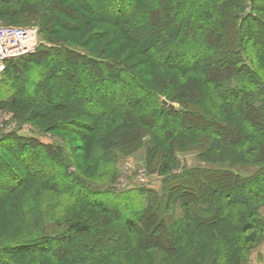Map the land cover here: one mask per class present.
Returning a JSON list of instances; mask_svg holds the SVG:
<instances>
[{"label": "trees", "instance_id": "16d2710c", "mask_svg": "<svg viewBox=\"0 0 264 264\" xmlns=\"http://www.w3.org/2000/svg\"><path fill=\"white\" fill-rule=\"evenodd\" d=\"M126 1L0 0V22L40 40L6 61L0 116L44 119L53 135L0 133V264H246L264 239V35L251 26L264 29V3ZM197 13L229 40L195 27ZM69 30L83 37L63 40ZM198 40L208 55L186 62ZM122 41L127 55L104 54ZM142 148L139 175L161 176V191L122 189L120 166ZM188 151L199 165L182 167ZM230 154L257 168L244 175Z\"/></svg>", "mask_w": 264, "mask_h": 264}, {"label": "rangeland", "instance_id": "374dc122", "mask_svg": "<svg viewBox=\"0 0 264 264\" xmlns=\"http://www.w3.org/2000/svg\"><path fill=\"white\" fill-rule=\"evenodd\" d=\"M126 2L128 4H130V1H128V0ZM263 3H264V0H258V2H257V4H263ZM128 4H126V6H128ZM200 11H202V10H200ZM200 11H198V12H200ZM201 20L202 19H201L200 15L197 13V16L195 17V20H194L195 27L197 25H199V26H202V28H204L205 30L212 29L213 33L215 31L220 30L221 35L218 36V39L220 41L224 40V42H225V40H229V38H230V30L224 31L223 29H221L222 28V27H220V24L222 23L221 21H217V20H209L208 21V19H207V21L206 20H202L201 21ZM0 26H9V25H5V24H2V22H0ZM100 26L103 28L104 26L107 27L108 24L107 23H105V24L102 23V25H100ZM251 26H252V29H253L254 32L257 33V31H259L260 34L264 35V29H261L260 27H258V26H261L260 24H257L256 22H252ZM110 31H112V29ZM60 34H61L60 37L63 38V40L71 41V42H74V43L79 42L80 38L83 37L81 34L74 33L71 30L63 31ZM111 34H112V32L109 33V35H111ZM198 35L199 34H195L193 36L197 37ZM55 38H56V36H55ZM104 38H102V40ZM199 40L196 43H192L191 42L192 44H191L190 48H188V50L186 52V55H185L186 62H189V63L191 62L192 63L194 61V59H195L194 58L195 53L198 55V57H201L202 59H205V56L208 55L207 46H205V47L202 46L201 43H199ZM241 44L243 45V40L241 41ZM212 45H214V44L212 43ZM212 45H210V46L212 47ZM90 47L95 52L100 53L99 52L100 51V44L99 43H96L95 45H91ZM129 47H130V43L128 41H124V42L122 41L119 44V46H116L110 52L105 51L104 54H106L107 56L110 55L112 57H114V56L123 57V56L128 54ZM215 49L217 50L216 52L218 53V48H216V46H215ZM227 49H228V47H226V49L224 47V49L222 51H219V53H222V52H224ZM225 55L229 56V53L228 54L225 53ZM62 56L64 57V55H62ZM139 58H140V56L135 55V56L131 57L130 62H132L133 60H138ZM5 63L3 64V69L0 70V95L2 97H7L9 92H10V91H6L5 90L4 85L2 87L3 80L6 78V74H5L6 65H5ZM41 67L42 66H40L39 68H41ZM137 68L138 69H142L144 67H143L142 64H140V65H138ZM103 72H105V71H101V74ZM38 74L39 73H37V70L34 69L33 73H32V78L34 79L35 76L37 78ZM77 74L79 75V76H77V78L78 77L81 78L80 73L77 72ZM213 75H217L216 79L220 78L217 73L213 74L211 71H210V74H209L208 78L213 79ZM72 76H74V75H72ZM85 80H89V79L85 78ZM84 83H87V82H84ZM32 87H33V85L29 86L30 89H32ZM29 88H27L28 90L24 89V91H25L24 93L25 94H26V92L30 91ZM86 91H87V89L83 90L84 93ZM163 99H165V98H163ZM165 100H167V99H165ZM170 103H172V102H170ZM174 105L176 107V103H174ZM93 109H96V108L94 107ZM253 113H255V115H256L255 116V120H256L255 122H258L259 121V117L261 116L260 111L257 112V113L256 112H253ZM52 114H55V113H52ZM250 115H252V113H250ZM57 122L63 124L62 120H58ZM5 123H6V125L4 126L3 124H5ZM203 123H204V120L202 121V124ZM261 124L264 127V118H262ZM44 125H45V120L44 119H34L30 123L26 122L24 124H19L16 121L13 122L11 114L2 113V115L0 116V133H8L9 134V133H12V132H16L17 134L19 133L21 135H25V136H28V137L35 138L36 140L39 141L40 144H45L46 145V144H49V143H51L53 141V138L51 137L53 135L50 134V133H46V131L39 130L38 126L44 127ZM205 125H208V124H205ZM59 129L62 130L61 126L59 127ZM61 130L58 131L60 135H65V136H68V137H75V135L73 133L62 132L64 130H62V131ZM58 132H55V133L57 134ZM78 144H79L78 141H76V142L72 143V146H75L74 148H76V147L79 146ZM145 152H146L145 148H142L141 150L136 152L133 156L129 157L127 159V162H123L122 165L120 166L121 167L120 172H122V175H125L124 177L120 178V180H119V182L123 186L122 187L123 190H128L131 187L145 186L146 188H152V189H156L157 191H161V187H162L161 186V180L162 179H161V176H159V175H157V176H145V175H143L144 176V181L139 182L137 180V177L140 176L139 173L141 172V170H143V168H145L144 164H143L144 157H145ZM195 154L196 153L194 151H188V152H185L183 154H179V156L181 158V162H182V167L184 165H186V166H194L196 164L199 165V163L196 160ZM223 159L224 160L228 159L230 162H233V166L235 168L241 170L244 175H249L250 172L254 171L257 168L256 164H253V165L249 166V168H247L246 166H244V167L241 166L243 163L235 161L234 160V156L232 154L227 155V156L225 155L223 157ZM250 161H252V160H250ZM245 164L247 165V163H245ZM135 170L137 172L134 174L133 172ZM206 182H207V185L209 184L208 189H210L211 191L213 189L216 190V191L220 190L219 186L216 185L217 183L215 184V183H213L210 180H206ZM201 191H203V189L200 190V192ZM202 193L205 196L204 191ZM148 213H151V212L149 211ZM262 214L264 215V210H263ZM118 215L120 217H123L122 212H120V214H118ZM154 215L155 216H152V217H154V220L157 222L158 221V217H157L156 214H154ZM161 231H162V228H159V229L156 230L157 233H160ZM98 236H102L103 238L105 237L103 232H99ZM263 242H264V239L262 240V242L256 248H258ZM98 246H99V248L103 249V245L102 244H98ZM256 248L252 251V254L256 250ZM252 254H251V257H252ZM251 257H250V260H251ZM6 259H7V256H6ZM250 260L247 263H249ZM18 264H20V263H18Z\"/></svg>", "mask_w": 264, "mask_h": 264}, {"label": "built area", "instance_id": "2783aa9c", "mask_svg": "<svg viewBox=\"0 0 264 264\" xmlns=\"http://www.w3.org/2000/svg\"><path fill=\"white\" fill-rule=\"evenodd\" d=\"M40 43L35 27L0 26V70L10 59L34 52ZM137 180L144 181L140 175Z\"/></svg>", "mask_w": 264, "mask_h": 264}, {"label": "crops", "instance_id": "0c3cea01", "mask_svg": "<svg viewBox=\"0 0 264 264\" xmlns=\"http://www.w3.org/2000/svg\"><path fill=\"white\" fill-rule=\"evenodd\" d=\"M247 264H264V242L256 248Z\"/></svg>", "mask_w": 264, "mask_h": 264}, {"label": "water", "instance_id": "95a60500", "mask_svg": "<svg viewBox=\"0 0 264 264\" xmlns=\"http://www.w3.org/2000/svg\"><path fill=\"white\" fill-rule=\"evenodd\" d=\"M162 103L165 104V105H167L169 108H175L174 103H170V102H168L165 99L162 100Z\"/></svg>", "mask_w": 264, "mask_h": 264}]
</instances>
